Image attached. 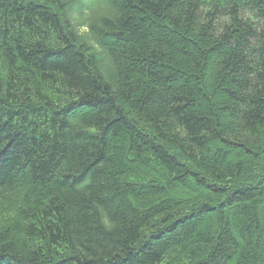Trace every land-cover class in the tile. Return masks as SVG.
I'll list each match as a JSON object with an SVG mask.
<instances>
[{
	"label": "trees",
	"instance_id": "16d2710c",
	"mask_svg": "<svg viewBox=\"0 0 264 264\" xmlns=\"http://www.w3.org/2000/svg\"><path fill=\"white\" fill-rule=\"evenodd\" d=\"M0 62V264H264V0H0Z\"/></svg>",
	"mask_w": 264,
	"mask_h": 264
},
{
	"label": "rangeland",
	"instance_id": "374dc122",
	"mask_svg": "<svg viewBox=\"0 0 264 264\" xmlns=\"http://www.w3.org/2000/svg\"><path fill=\"white\" fill-rule=\"evenodd\" d=\"M9 73L10 71L8 70L7 64H4V62H0V83H7ZM3 86L6 87V85Z\"/></svg>",
	"mask_w": 264,
	"mask_h": 264
}]
</instances>
